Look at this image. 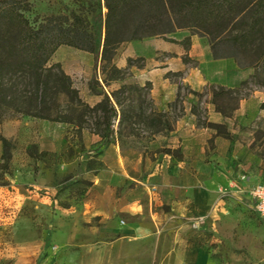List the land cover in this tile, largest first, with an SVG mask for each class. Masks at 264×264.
Segmentation results:
<instances>
[{"label":"rangeland","instance_id":"rangeland-1","mask_svg":"<svg viewBox=\"0 0 264 264\" xmlns=\"http://www.w3.org/2000/svg\"><path fill=\"white\" fill-rule=\"evenodd\" d=\"M19 2L32 26L39 27L49 18L54 26L72 29L79 25L94 33L101 46L104 0ZM92 56L61 47L50 62L59 63L70 76L72 88L84 104H88L85 99L93 73ZM240 58L245 60L244 55ZM100 67L96 76L102 84ZM14 85L7 103L0 102V130L10 141L11 154L8 162L0 160V264H186L185 251L198 239L197 233L204 235L199 255L203 264H264V219L254 210L250 197L253 185L264 181V124L241 128L237 135L240 163L236 165L231 155L224 165L227 176L220 174L221 162L210 156L200 164L199 177L204 183L193 197L201 198L203 204H192L186 224H173L176 230L170 232V222L178 216L172 210L168 215L170 205H166L162 223L155 226L153 234L140 239L121 238L115 231H105L107 224L99 214L82 215L69 209L107 185L123 186L128 196L135 197L145 185L156 192L153 184H162L168 178L154 167L140 175L135 165L137 150L150 146L151 132L146 126L148 117H140L138 112L142 95L132 90H149L150 86L133 84L130 70L125 73V85L115 81L98 86L104 91L123 85L126 90L117 95L125 117L118 126L117 115L113 129L119 130L122 145L131 149V164L128 174L117 175L108 172L101 150V113L85 110L79 114L76 109L83 107L78 99L57 84L53 98L42 106L43 114H69L73 123L32 117L25 114L27 110L35 112L30 102L32 85L24 74L15 78ZM246 87L250 88L248 84L240 86L224 99L228 111L246 93ZM251 114L259 123L261 112L256 106ZM150 148L153 156L164 153L160 147ZM183 228L187 230L181 231Z\"/></svg>","mask_w":264,"mask_h":264},{"label":"crops","instance_id":"crops-1","mask_svg":"<svg viewBox=\"0 0 264 264\" xmlns=\"http://www.w3.org/2000/svg\"><path fill=\"white\" fill-rule=\"evenodd\" d=\"M130 59L133 60L131 66L128 64ZM113 63L119 69L127 68L131 71L133 84L150 86L149 90H132L140 93V97L142 95L141 103L144 106L140 104L138 112L140 117H148L146 126L151 132L150 146L144 145L137 150L135 165L140 170L139 174L144 175L154 167L168 178L162 184H153L156 192L145 185L135 197L128 196L123 186L107 185L98 194L92 195V198L79 204L74 203L69 212L99 214L107 224V233L115 231L121 238L140 239L153 234L155 226L162 223L165 212L162 208L170 205L168 215L173 211L178 216L175 222H170L168 230L173 232L176 226L171 225L177 224L179 227L187 223L185 217L193 203L203 204L201 198L196 196L194 200L193 197L194 191L198 192L204 183L199 177L200 164L210 156V159L221 162L220 174L223 172L227 176L225 161L232 155L236 165L240 163L237 151L240 139L237 135L240 136L242 127L264 124V112L260 108L264 103V87L254 81L257 73L254 66L240 67L230 57L216 59L212 54L210 38L189 29H177L163 36L124 42L116 49ZM246 81L250 88H244L246 93L239 98L232 113L226 116L218 111L213 103V89L224 88L236 92L234 89L244 86ZM116 82L125 84V79ZM181 87H187L188 90H182ZM104 91L118 110L117 121L120 126V108L123 106L122 103L118 106L115 100L118 94L126 90ZM87 93L90 97L88 95L85 101L91 107L103 99V95L93 94L90 90ZM114 93L115 97L112 96ZM255 106L261 112L258 114L259 123L251 114ZM205 122L224 125L230 138L219 135L216 129L206 127ZM0 134L5 137L1 130ZM99 139L108 172L128 174L131 149L122 145L119 130L108 138L99 135ZM210 143L213 144L212 148ZM150 147H160L164 153L160 157L158 153L153 156L149 154ZM2 150L0 142V160ZM212 222L215 221L212 219ZM184 230L187 229H181ZM197 238L190 244V249L185 251L186 264H203L199 255L204 235L199 236L197 233Z\"/></svg>","mask_w":264,"mask_h":264},{"label":"trees","instance_id":"trees-1","mask_svg":"<svg viewBox=\"0 0 264 264\" xmlns=\"http://www.w3.org/2000/svg\"><path fill=\"white\" fill-rule=\"evenodd\" d=\"M104 7V37L100 46L96 35L84 27L54 26L51 18L35 27L24 16L19 0H0V102L7 103L15 91V78L24 74L32 85L30 102L35 108V112L27 110L25 114L73 123L69 114L56 117L43 114L42 106L53 98L55 87L59 84L63 92L78 99L83 107L82 110L76 109L79 114L85 110L102 114L104 128L100 135L108 138L114 133L113 120L118 110L109 95L98 86H108L112 81L125 79L128 69H119L113 63L116 49L124 42L163 36L177 29H189L208 36L216 59L230 57L240 67L254 66L257 70L254 81L257 83L263 77L257 84L264 87V0H104ZM62 46L93 55V73L88 86L93 94L103 95L102 101L95 106L82 103L78 91L72 88L70 76L59 63H50ZM240 55H244L245 60ZM132 62L130 59L128 64L131 66ZM99 65L104 75L102 84L96 76ZM123 85L117 90H124ZM213 90L216 109L226 116L231 114L239 99L229 111L224 106V99L232 95L233 90ZM115 101L118 106L121 105L118 99ZM260 108L264 111V103ZM120 114L122 122L125 117L123 108H120ZM204 125L230 138L224 125L210 122ZM0 142L3 146L1 160L6 163L11 159L10 141L0 135ZM167 152L171 153L170 150Z\"/></svg>","mask_w":264,"mask_h":264},{"label":"built area","instance_id":"built-area-1","mask_svg":"<svg viewBox=\"0 0 264 264\" xmlns=\"http://www.w3.org/2000/svg\"><path fill=\"white\" fill-rule=\"evenodd\" d=\"M250 197L254 210L264 219V182L253 185Z\"/></svg>","mask_w":264,"mask_h":264}]
</instances>
